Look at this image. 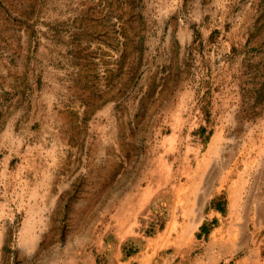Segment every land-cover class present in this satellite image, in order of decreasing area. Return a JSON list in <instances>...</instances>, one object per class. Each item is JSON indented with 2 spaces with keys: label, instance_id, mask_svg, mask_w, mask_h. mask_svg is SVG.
I'll use <instances>...</instances> for the list:
<instances>
[{
  "label": "rangeland",
  "instance_id": "rangeland-1",
  "mask_svg": "<svg viewBox=\"0 0 264 264\" xmlns=\"http://www.w3.org/2000/svg\"><path fill=\"white\" fill-rule=\"evenodd\" d=\"M170 6L167 0H0V226L12 213L19 227L25 215L43 212L39 260L69 245L94 248L103 231L115 229L117 200L154 174V150L163 147L171 124L167 59L150 56L149 40L165 34L159 29ZM156 49L167 45L161 40ZM183 136L173 145L189 144ZM200 140L205 145L208 134ZM223 145L217 162L258 164L245 172L256 180L264 168V123L239 124ZM35 178L51 192L37 203L13 187ZM22 237L9 234L6 241ZM140 243L129 236L124 253ZM10 253L0 256L3 264Z\"/></svg>",
  "mask_w": 264,
  "mask_h": 264
},
{
  "label": "crops",
  "instance_id": "crops-1",
  "mask_svg": "<svg viewBox=\"0 0 264 264\" xmlns=\"http://www.w3.org/2000/svg\"><path fill=\"white\" fill-rule=\"evenodd\" d=\"M167 3V23L159 29L165 34L149 40L150 56L167 59L171 124L163 147L154 150V174L117 200L115 229L103 231L89 250L69 245L39 260L43 212L25 215L19 227L12 213L0 226V256L10 251L9 264H264V168L255 180L245 172L258 164L217 162L239 124L264 123V0ZM161 40L164 51L156 49ZM184 134L189 144L173 145ZM18 183L13 187L34 197L29 201L51 195L38 178ZM9 234L22 241L7 242ZM133 235L141 243L125 254L123 243Z\"/></svg>",
  "mask_w": 264,
  "mask_h": 264
}]
</instances>
